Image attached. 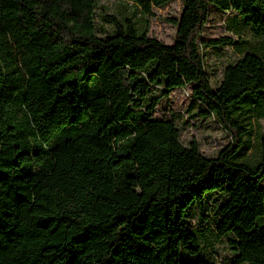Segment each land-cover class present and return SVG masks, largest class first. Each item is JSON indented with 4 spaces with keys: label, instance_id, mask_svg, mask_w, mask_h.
<instances>
[{
    "label": "trees",
    "instance_id": "obj_1",
    "mask_svg": "<svg viewBox=\"0 0 264 264\" xmlns=\"http://www.w3.org/2000/svg\"><path fill=\"white\" fill-rule=\"evenodd\" d=\"M182 1L166 44L113 14L99 35L95 0H0V264H264L241 252L264 236L262 72L234 81L239 60L212 86L202 48L237 41L200 37L209 6L235 13L264 58V0ZM186 85L195 115L232 135L215 156L153 117Z\"/></svg>",
    "mask_w": 264,
    "mask_h": 264
},
{
    "label": "rangeland",
    "instance_id": "obj_2",
    "mask_svg": "<svg viewBox=\"0 0 264 264\" xmlns=\"http://www.w3.org/2000/svg\"><path fill=\"white\" fill-rule=\"evenodd\" d=\"M95 25L99 35L112 32L111 23L105 19L106 14H113L119 19L130 17L140 29L146 28L149 36L155 37L166 44H172L176 34V21L179 19L183 1L171 0L164 6H153L151 12L143 14L131 1L127 0H95ZM208 19L202 28L200 37L216 39L228 36L237 42L219 47H203L205 69L209 74L212 86L216 87L223 79L224 69L228 64H235L242 60L234 81L250 83L256 72L261 69L260 86L264 87V58L251 50L257 49L260 41L254 36L247 24L235 13L222 12L209 6ZM242 40V41H240ZM191 85L175 88L166 98L161 99L153 113V117L160 119L172 118L180 128V141L187 146L191 140L198 143L200 151L206 156H215L219 149L232 140L230 132H226L211 118H200L195 115L196 110L191 104ZM256 128L264 137V118L254 122ZM256 140L252 139V154L256 150ZM212 201V199H211ZM213 202L210 203V213H214ZM191 228H198L199 223L195 213L189 217ZM211 239V238H210ZM213 242V241H212ZM215 256L219 263L224 258L232 256V251L224 240L214 242ZM241 252H248L264 256V236L246 244Z\"/></svg>",
    "mask_w": 264,
    "mask_h": 264
}]
</instances>
